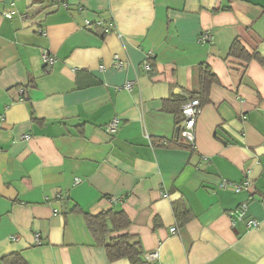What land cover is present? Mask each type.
<instances>
[{
	"label": "crops",
	"instance_id": "0c3cea01",
	"mask_svg": "<svg viewBox=\"0 0 264 264\" xmlns=\"http://www.w3.org/2000/svg\"><path fill=\"white\" fill-rule=\"evenodd\" d=\"M235 39L259 59L228 56ZM202 65L218 82L196 148L152 145L179 141L182 114L165 107L199 92ZM263 194L264 0H0V264H130L86 225L111 208L152 264H264ZM241 202L259 227L232 225ZM173 204L190 212L182 226Z\"/></svg>",
	"mask_w": 264,
	"mask_h": 264
},
{
	"label": "trees",
	"instance_id": "16d2710c",
	"mask_svg": "<svg viewBox=\"0 0 264 264\" xmlns=\"http://www.w3.org/2000/svg\"><path fill=\"white\" fill-rule=\"evenodd\" d=\"M228 56L240 59L245 63L252 59H259V55L255 51L249 52L237 39L232 41ZM217 82L218 79L210 68L202 65L199 74V92L197 94H190L187 97L182 95L175 96L172 101L166 105V110L178 116L181 114V105L186 100L193 99L194 97L199 98L201 103L205 104L208 101L211 86ZM176 123L178 126L180 121L178 120ZM152 144L165 147L175 146L190 148L189 145L179 141H167L166 143H162L161 140H159L157 142L152 141ZM173 212L179 226H182L191 218L189 210L181 205L173 204ZM83 215L86 225L94 239L105 246L109 260L126 259L130 264H145L144 251L140 239L124 232L130 225V219L122 209L117 210L111 208L96 215H90L88 213H83ZM111 232H119V234L111 237L108 242H105V236ZM16 262L18 264H23L19 256H17Z\"/></svg>",
	"mask_w": 264,
	"mask_h": 264
},
{
	"label": "built area",
	"instance_id": "2783aa9c",
	"mask_svg": "<svg viewBox=\"0 0 264 264\" xmlns=\"http://www.w3.org/2000/svg\"><path fill=\"white\" fill-rule=\"evenodd\" d=\"M3 15L7 18L12 17V12L10 11H5ZM98 25H102L103 22L101 20L97 21ZM105 31H107V28H105ZM198 40L201 42L209 41L210 36L208 32H202ZM153 56L152 53L148 54V57L151 58ZM42 61L44 63V68L47 69L50 65H52L55 61L54 55L49 54L47 51H42L41 55ZM124 65V61L119 59L118 57H114L112 61V66L120 70L122 69ZM100 69H104V66H99ZM143 68L146 72H150L152 70V67L148 61H144L143 63ZM133 85L132 81H128L124 84V88L128 91L131 90V87ZM24 90L20 89V99H24L23 97ZM201 109H202V103L199 100V98L194 97L193 99H188L186 100L182 105H181V114H182V119L180 123L177 126L176 130V135L175 139L179 140L180 142H183L189 147L194 150L196 148L195 145V137H196V125L198 123V119L201 114ZM119 124V119L117 117H114L111 119V121L106 125V130L109 133H114L116 132ZM28 135H24L23 139H27ZM162 143H166L167 140H161ZM152 144V143H151ZM153 145V144H152ZM80 178H75V183L80 182ZM248 181H243L242 183H235V182H230V181H222L221 187L230 189L233 192H239L242 189L247 188L248 186ZM113 202H116L119 199L112 198L111 199ZM260 201L264 203V194L260 197ZM245 212H246V203L241 202L233 211L230 212L231 217H232V225L235 224L236 220H243L246 224L247 228H257L260 225V221L253 219V218H246L245 217ZM172 233L176 232V228L172 227L170 229ZM15 239V237H13ZM34 242L35 244L39 245L40 244V237L38 233L34 234ZM159 257V253L157 250L150 251L144 253V258H145V264H152L153 262L157 261Z\"/></svg>",
	"mask_w": 264,
	"mask_h": 264
},
{
	"label": "water",
	"instance_id": "95a60500",
	"mask_svg": "<svg viewBox=\"0 0 264 264\" xmlns=\"http://www.w3.org/2000/svg\"><path fill=\"white\" fill-rule=\"evenodd\" d=\"M177 130V129H176Z\"/></svg>",
	"mask_w": 264,
	"mask_h": 264
}]
</instances>
